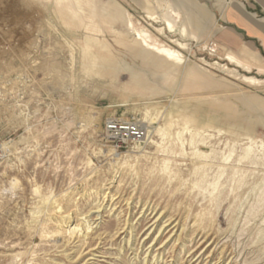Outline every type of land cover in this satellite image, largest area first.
<instances>
[{"label":"rangeland","instance_id":"374dc122","mask_svg":"<svg viewBox=\"0 0 264 264\" xmlns=\"http://www.w3.org/2000/svg\"><path fill=\"white\" fill-rule=\"evenodd\" d=\"M261 1L0 0V264H264Z\"/></svg>","mask_w":264,"mask_h":264},{"label":"bare ground","instance_id":"6f19581e","mask_svg":"<svg viewBox=\"0 0 264 264\" xmlns=\"http://www.w3.org/2000/svg\"><path fill=\"white\" fill-rule=\"evenodd\" d=\"M78 8L81 9V4L80 2H78L77 4ZM69 8V7H68ZM59 14H61V11H58ZM94 12V11H93ZM92 12V15L94 16L95 13ZM151 12V10H150ZM150 12L148 11V13L150 14ZM106 18L109 19H117V20H124V16L122 15V13L120 12V9L118 8L117 5L115 4H111L109 9L106 10ZM155 18V17H154ZM166 18V17H165ZM168 18V17H167ZM165 20V19H164ZM166 22H168V27L169 29L172 31L175 28V24L171 22V20L169 21V18L165 20ZM130 24V23H129ZM127 25V24H126ZM132 25V24H131ZM181 26V25H180ZM131 28V26H128ZM89 29V28H88ZM180 31H185L184 28H180ZM128 34V32H127ZM138 37V36H137ZM132 38V37H130ZM134 38L135 35H134ZM99 46L101 47L100 51L94 52L92 49L88 46H86V48L83 50L82 53V58H83V63H84V67L86 71H90L93 74L105 77V73H108L107 75H110L112 80H114V82L116 80L119 79L120 73L121 72H125L128 73L129 75V79L131 80H135L136 76L133 73V71H131V69L127 68L125 65L124 68H120L118 67L115 58L113 57V54L110 52L109 47L107 44L102 43L100 40L96 39ZM133 44L135 45V50L141 54V55H149V53H151V50L149 49H145L143 46V41L140 38L134 39L133 40ZM242 44V43H241ZM182 48L185 47V45H181ZM170 54L174 55L176 58H178L179 60H182L183 57L179 56L178 54H176V52H174L173 50H169L168 51ZM239 53H244L247 57L250 56V54L252 53V55L254 54L257 58L258 53L256 51H254L252 48L244 45L242 48L239 49ZM259 59V58H257ZM236 60V59H235ZM120 64V63H119ZM245 68V67H244ZM84 69V68H83ZM105 71V72H104ZM123 74V73H122ZM255 82V81H254ZM258 84V83H255ZM57 213V212H56ZM161 215V214H160ZM68 219V217L66 216V218L64 217L65 220V224L67 223L66 220ZM78 228L79 227H74L73 229L70 230V232H72L73 234L78 232ZM90 229V228H89ZM161 233V232H160Z\"/></svg>","mask_w":264,"mask_h":264},{"label":"built area","instance_id":"2783aa9c","mask_svg":"<svg viewBox=\"0 0 264 264\" xmlns=\"http://www.w3.org/2000/svg\"><path fill=\"white\" fill-rule=\"evenodd\" d=\"M106 132L112 139L123 144L140 142L144 138V131L135 121H123L112 119L106 123Z\"/></svg>","mask_w":264,"mask_h":264},{"label":"crops","instance_id":"0c3cea01","mask_svg":"<svg viewBox=\"0 0 264 264\" xmlns=\"http://www.w3.org/2000/svg\"><path fill=\"white\" fill-rule=\"evenodd\" d=\"M259 3L264 9V0H262ZM245 18L246 19H242L241 21L239 20V22L237 23L238 26H240L242 28V31L244 34H246L247 36H249L253 39L260 41L261 45L264 48V23L260 20L256 21V20L252 19L251 16H248ZM256 22L260 23L258 25V27L254 25ZM233 27L237 28V25H234Z\"/></svg>","mask_w":264,"mask_h":264}]
</instances>
